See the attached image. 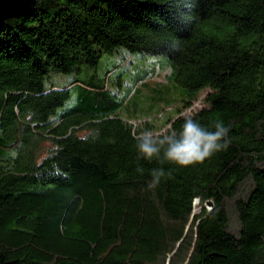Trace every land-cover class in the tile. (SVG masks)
Returning <instances> with one entry per match:
<instances>
[{
	"label": "trees",
	"instance_id": "16d2710c",
	"mask_svg": "<svg viewBox=\"0 0 264 264\" xmlns=\"http://www.w3.org/2000/svg\"><path fill=\"white\" fill-rule=\"evenodd\" d=\"M121 54L166 58L176 114L123 117ZM188 118L229 146L140 156L141 132ZM0 264H264V0H38L2 21Z\"/></svg>",
	"mask_w": 264,
	"mask_h": 264
},
{
	"label": "rangeland",
	"instance_id": "374dc122",
	"mask_svg": "<svg viewBox=\"0 0 264 264\" xmlns=\"http://www.w3.org/2000/svg\"><path fill=\"white\" fill-rule=\"evenodd\" d=\"M120 56H116L118 60ZM118 67L114 74L107 78L109 90L117 93L125 108L123 117L129 114L146 116L148 114L163 113L164 117L177 113L181 101L186 98V92L169 78L170 69L165 57H142L129 55L127 60H118ZM105 62L104 64H107ZM107 66V65H106ZM111 66L105 67L106 71ZM107 77V75H106ZM70 80L69 76L51 74L47 85L62 86ZM196 212L199 214V204L196 202ZM210 209V207H208Z\"/></svg>",
	"mask_w": 264,
	"mask_h": 264
},
{
	"label": "clouds",
	"instance_id": "9594fccd",
	"mask_svg": "<svg viewBox=\"0 0 264 264\" xmlns=\"http://www.w3.org/2000/svg\"><path fill=\"white\" fill-rule=\"evenodd\" d=\"M228 131L222 121H217L215 130L209 131L194 119L188 118L178 134L168 135L164 139H157L151 131L141 132L136 136L137 148L140 156L149 161L154 157L159 158L163 149L161 163L166 160L186 168L203 163L214 153L225 150L230 144V140L226 139ZM137 171L142 173L144 170L138 168ZM151 175L152 180L148 187L155 188L161 178L170 173L166 174L163 168H158L154 169Z\"/></svg>",
	"mask_w": 264,
	"mask_h": 264
},
{
	"label": "water",
	"instance_id": "95a60500",
	"mask_svg": "<svg viewBox=\"0 0 264 264\" xmlns=\"http://www.w3.org/2000/svg\"><path fill=\"white\" fill-rule=\"evenodd\" d=\"M38 0H0V23L6 19L17 18L33 9ZM199 204V202H197ZM209 210L213 204L209 203ZM196 213V212H195Z\"/></svg>",
	"mask_w": 264,
	"mask_h": 264
}]
</instances>
